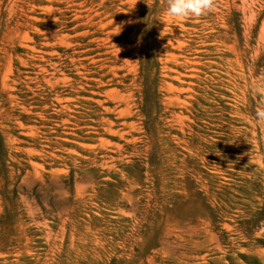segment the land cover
Listing matches in <instances>:
<instances>
[{"label":"rangeland","instance_id":"1","mask_svg":"<svg viewBox=\"0 0 264 264\" xmlns=\"http://www.w3.org/2000/svg\"><path fill=\"white\" fill-rule=\"evenodd\" d=\"M167 6L0 0V264H264V0Z\"/></svg>","mask_w":264,"mask_h":264},{"label":"clouds","instance_id":"2","mask_svg":"<svg viewBox=\"0 0 264 264\" xmlns=\"http://www.w3.org/2000/svg\"><path fill=\"white\" fill-rule=\"evenodd\" d=\"M213 7V0H168L166 15L175 18H191L206 15ZM256 94H264V87L258 88ZM257 122H264V108L255 113Z\"/></svg>","mask_w":264,"mask_h":264},{"label":"bare ground","instance_id":"3","mask_svg":"<svg viewBox=\"0 0 264 264\" xmlns=\"http://www.w3.org/2000/svg\"><path fill=\"white\" fill-rule=\"evenodd\" d=\"M110 124H111V122H109ZM108 123V124H109ZM104 129H106V128H104ZM106 131V130H105ZM110 132H111V130H110ZM116 133V132H115ZM116 135H117V133H116ZM120 135V134H119ZM99 140H100V138H98ZM134 140V139H133ZM101 141V140H100ZM101 144H108V145H110V143H106V141H105V143L103 142H101ZM80 145V144H79ZM81 146L82 147H86V148H88L89 147V145H83V144H81ZM100 146V145H99ZM114 146H115V144H114ZM91 147V146H90ZM89 147V148H90ZM101 147V146H100ZM116 147V146H115ZM119 147V146H118ZM102 148V147H101ZM117 148V147H116ZM118 149H121V148H117V151H118ZM107 150V149H106ZM73 153H75L74 151H72ZM77 154V153H76ZM117 155V154H116ZM82 157V156H81ZM94 160V159H93ZM100 160L102 161L101 162V164H100V169L99 170H101V171H107V170H114V167H115V165H116V163H117V161L119 160H121V157H120V155H118L117 156V158H115V156L113 157L110 153H103L102 155H101V157H100ZM94 162V161H93ZM91 171L92 172H94L92 169H91ZM89 172V171H88ZM105 174H106V172H104ZM114 176V175H113ZM38 177V176H37ZM25 178V177H24ZM24 181H25V179H24ZM82 187V189L84 190L85 189V187H83V186H81ZM80 189H79V187H78V190H77V193H78V191H79ZM82 191V190H81ZM80 196H81V194H79ZM78 195V196H79ZM127 195H131L129 192H127ZM97 199V190H95V189H92L90 192H87L86 194H84V196H82V198H81V203H85V202H88V201H94V200H96ZM115 207H117V206H119V203H116L115 205H114ZM87 226H86V229L87 230H89V224H86ZM137 227H139V226H135V224L134 225H132V226H129V228H130V232H136V231H138L137 230Z\"/></svg>","mask_w":264,"mask_h":264}]
</instances>
